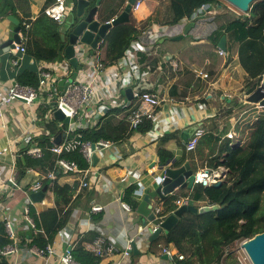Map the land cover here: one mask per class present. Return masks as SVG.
<instances>
[{
  "label": "crops",
  "instance_id": "obj_1",
  "mask_svg": "<svg viewBox=\"0 0 264 264\" xmlns=\"http://www.w3.org/2000/svg\"><path fill=\"white\" fill-rule=\"evenodd\" d=\"M26 1L28 5L25 11L31 14V20L34 22L44 10L48 0ZM160 1L164 0H141L139 8L131 11V16L136 22L141 21ZM126 2L127 0H104L97 16L110 20L120 13ZM203 11L204 9L198 10L191 19H183L172 26H162L152 22L137 40L130 43L125 55L109 67H103L99 63L94 53L95 49L88 45L77 44L81 52L78 62L82 67L76 70L71 68L65 59L57 63L37 60L34 57L25 60V51H16L13 49L15 46L6 45V42L12 38L14 29L8 17L12 16L18 21L19 19L12 13L0 16V97L6 93L11 83L19 82L18 78L22 73L30 71L36 73L38 81L42 70L51 71L52 77L48 80V86L53 92L50 98L46 93H42L31 104L12 101L4 107V116L0 119V220L4 222V229L5 222L7 220L11 222L18 246L16 252L7 255L9 264H62L61 257L69 247L71 249L70 244L89 233H92L93 240L85 243L86 250L94 241H101L103 246L111 243L116 249L112 255L100 258V264H109L108 262L111 261H113L111 264H179L175 261H179L176 256L170 259L163 253V248L177 252L172 246L158 245L151 251L152 241L148 238L152 233L150 229L157 222L150 223L136 213L137 207L132 209V203L137 202L138 206L143 196L148 191L154 190L159 181L157 177L164 167H176L188 162L196 172L206 170L207 168L203 166V157L210 148L209 144L202 143L203 136L212 130H215L214 135L220 138L232 136L236 116L246 107L240 103L242 109L239 110L238 106L236 111L234 107L237 104L236 89L240 85V79L237 80L234 73L243 82L246 78L236 56H232L227 61L226 54L225 58L221 56L219 54L221 49L216 45L217 54L222 58L221 63L205 69V65L210 61L203 58L199 62L186 55L188 45L194 46L198 41H189V44L184 45L178 42L180 39H172L181 34L189 23H193V26L187 34L193 31L200 32L199 29L204 28L202 27L205 17L202 15ZM21 12L22 10L18 11L19 15ZM66 17L65 15L64 20L58 22L61 33L66 29L64 23L68 20ZM177 26L179 28H176ZM170 29L171 32L167 33ZM18 34L22 42L23 34L21 31ZM37 37L41 40L40 35ZM183 37L182 40L188 39ZM201 41L211 44L209 39H201ZM99 45L100 40L97 48ZM135 45L146 47V50L137 51L133 48ZM65 46L67 40L63 47ZM141 54L146 56L145 63H140ZM81 56L87 57L88 62H83ZM99 64L100 72L91 70V67ZM132 66H138L139 69L149 66L151 69L145 90L158 97L155 116L141 123V130L135 129L125 140L111 143L108 147L92 149L84 179L87 185H82L79 174L62 172L57 179L58 184H68L74 188L70 198L71 212L64 227L55 234L49 244L53 253L46 258L38 257L31 251L36 247L27 246L31 240L28 238L30 234L35 235L38 230L36 227L33 230L25 219V209L32 207L35 213H39L53 207L54 195L46 190L40 201H32L30 194L36 192L33 186L36 184L34 181L37 173L31 168H25L24 173L19 174L18 160H22L24 154L31 156L28 150L37 147L36 138L49 135L50 131L46 123L53 118L51 102L57 94V84L60 79H70L74 71L77 73L76 78L81 81L90 80L95 74L102 79L112 72L126 74ZM199 72L208 75L201 77ZM119 84L116 82L102 89L98 101L82 108L79 111L80 119L75 118L73 123H65L66 126L51 135V141L56 144L54 138L63 132L65 135L61 143L56 144L62 147L69 134L80 125L89 128L108 125L115 128L122 121L128 122L126 118L137 103L132 97L129 100L125 95V90L131 89L132 83L124 87ZM147 123L152 124L151 128H146ZM190 126H197L196 132L201 135L194 150L188 151L186 142L181 139V132ZM161 150L170 153L164 163L160 161ZM179 158L182 159L178 161ZM223 172L225 173L226 169L219 167L210 174ZM192 190H176L166 198L175 195L177 200H182L189 196ZM176 201L177 208L179 205ZM162 202L163 200L159 198L153 199L151 211L156 213ZM122 203L127 204L130 210L124 209ZM96 205L101 206V210L94 212L92 207ZM28 217L32 219L29 213ZM22 235L24 242L19 243ZM128 244L131 247L132 244L135 245L136 253L130 251L123 257L122 252ZM195 264L198 262L195 261Z\"/></svg>",
  "mask_w": 264,
  "mask_h": 264
},
{
  "label": "trees",
  "instance_id": "obj_2",
  "mask_svg": "<svg viewBox=\"0 0 264 264\" xmlns=\"http://www.w3.org/2000/svg\"><path fill=\"white\" fill-rule=\"evenodd\" d=\"M54 1L48 0L45 7ZM27 5L26 0H0V16L12 13L19 19L20 31L24 37L21 44L25 47V60L34 57L37 60L57 63L64 45L60 37V25L43 11L33 22L31 14L25 11ZM219 5L220 0L160 1L141 21L136 22L130 14L129 22L112 27L106 36L100 39V45L94 53L103 67L112 66L124 56L130 43L137 40L152 22L172 26L183 19H191L204 7L210 9ZM19 10H22L20 15ZM247 13L243 18L226 16L227 19L217 24L208 39L216 46L219 38L225 36L224 52L227 61L233 55L237 57L247 81L244 93L250 94L260 85L264 75V0L250 3ZM37 35H40L41 40ZM233 47L235 51L232 50ZM145 60L146 56L141 54L140 63H145ZM18 79V83L23 85L34 88L38 85V78L33 71L22 73ZM146 120L148 119L143 122ZM140 124L137 126L139 130ZM146 125L148 129L152 124ZM63 126L66 124L50 118L46 123L49 135L39 136L35 140L42 155L31 157L24 154L23 159L18 160L19 174H23L25 168L33 169L37 173L34 182H40L41 188L47 186V191L54 195L53 207L39 213H35L32 207L28 208L29 216L38 232L35 235L30 234L28 238L31 240L27 246H35L38 249H44L51 244L55 234L66 224L71 212L70 198L74 188L68 184H58L57 179L62 175L58 159L75 161L81 169H86L89 163L81 153L82 143L88 141L94 144L100 139L118 143L128 138L135 130L127 121H122L115 128L108 125L94 128L80 125L69 134L61 152L57 154L51 150L55 145L51 141V135L59 132ZM214 131L203 136L204 142L209 144L210 148L203 157V166L209 173L224 167L225 176L219 186L197 184L190 192L188 203L196 207L213 204L224 207L201 214L187 210L167 233L161 234L151 242V251L158 245L172 246L183 255L182 260H175L179 264H195V261L198 264H237L239 260L233 252L235 242L264 231V106L247 104L239 111L232 136L220 138L214 135ZM169 156L168 151H160L161 162L164 163ZM49 173H53L52 178L48 177ZM177 199V196L172 195L163 200L156 210L157 223L176 210ZM132 207L135 209L137 202H133ZM91 234L70 244V254L77 264L101 262L85 248V243L93 240ZM10 242L4 222L0 220V248ZM23 242L22 235L19 243ZM0 264H9L8 256L0 255Z\"/></svg>",
  "mask_w": 264,
  "mask_h": 264
},
{
  "label": "built area",
  "instance_id": "obj_3",
  "mask_svg": "<svg viewBox=\"0 0 264 264\" xmlns=\"http://www.w3.org/2000/svg\"><path fill=\"white\" fill-rule=\"evenodd\" d=\"M141 4V0H137L135 4L132 6V10H137ZM44 14L51 18L53 21L61 22L64 20V17L67 13L65 0H55L53 4L47 6L43 10ZM134 49L145 51L146 47L135 45ZM16 51H25V47L23 44H15L13 48ZM126 52V51H125ZM219 54L224 56L225 52L223 50H219ZM81 52L78 50V45H75V56L79 58ZM125 55V53H124ZM81 60L84 62L87 61V57L81 56ZM92 71L100 72L101 67L97 65L96 67H91ZM151 69L149 66L145 68L139 69L138 66H132L126 74H120L118 72H112L110 74H106L102 79L95 74L92 79L81 81L76 77L74 79H68V86L63 91L62 94H58L55 105L52 106L51 113L55 109H59L65 117L68 118H77L80 119L79 111L88 105L91 102H97L99 98V93L102 89L112 86L114 83L118 82L121 87L127 86L129 83H132V98L136 101L137 106L129 113L127 116V120L130 123V126L133 129H136L137 126L143 122L145 119H153L155 116V106L158 104L159 100L156 94L148 92L145 90L147 87V78L149 76ZM201 77H207V73L199 72ZM52 77L51 71L42 70L40 73V78L38 81V87L34 88L28 85H23L18 82L11 83L7 89L6 93L0 97V119L3 118V109L5 106L10 104L14 100L24 101L28 104L33 103L36 98L42 93H46L49 98L53 95L52 90L48 86V80ZM200 133L195 132L189 142L186 143V149L188 151L194 150L196 147L198 140L200 138ZM111 143L106 140H98L96 143L91 144L90 142H84L81 145V153L86 161L89 163L90 156L93 152L92 145H94V149L108 147ZM61 145H54L51 150L54 153L59 154L61 152ZM28 154L33 157H40L42 155V151L39 147H33L28 150ZM59 169L63 173H73L79 174L82 178V185H87V182L84 181L87 175L88 169H81L79 165L75 161H71L65 158H59L58 161ZM225 173H217L210 174L206 170H201L195 172L194 174V184H203L209 185L212 182L223 179ZM49 178L53 177V173L48 174ZM11 183H14L13 180H10ZM41 189V183L36 182L33 186L34 191H38ZM189 196L184 197L182 200H177V205H182L188 203ZM122 207L126 210H130V207L122 203ZM101 210V206H93L92 211ZM25 219L28 221L30 227L35 230V224L32 219L28 217V209H25ZM157 227V223L152 226L150 229L151 232L155 230ZM5 230L6 233L11 240L10 243L6 244L4 247L0 248V255L7 256L11 255L17 251V237L13 230L12 224L9 220L5 222ZM246 240V239H243ZM242 241V240H241ZM244 242V241H243ZM242 245V244H241ZM87 249L92 252V254L97 258H103L104 256L112 255L116 252L113 244L108 243L106 246H103L101 241H94L92 244L87 246ZM31 251L36 254L38 257L46 258L53 253V249L50 245H47L44 249L33 248ZM131 251V246L128 244L124 251L122 252V256H127ZM163 253L166 254L170 259H173L176 256L179 260L183 259V255L174 252L169 248H163ZM62 264H76L74 259L70 254V250H66L61 257Z\"/></svg>",
  "mask_w": 264,
  "mask_h": 264
},
{
  "label": "water",
  "instance_id": "obj_4",
  "mask_svg": "<svg viewBox=\"0 0 264 264\" xmlns=\"http://www.w3.org/2000/svg\"><path fill=\"white\" fill-rule=\"evenodd\" d=\"M104 0H65L66 6V16L68 20H66L65 26L66 29L64 32L60 34L62 43L64 44L67 40V46L63 47V54L59 56L58 62H62L64 59L73 69H80L82 65L78 62L77 56H75V45L84 44L88 45L92 49H96L100 39H103L108 31L122 23H127L130 20V14L132 11V6L135 4L137 0H127L125 6L122 8L120 13L112 17L110 20L106 17L97 16L98 10L102 5ZM238 8L243 12H247L249 9L250 3L256 0H225ZM66 17V18H67ZM65 18V17H64ZM8 19L14 25L13 35L10 38L6 45H10L14 47L15 44H20L21 39L19 37L20 25L19 21L12 16H9ZM193 26V23L187 24L184 28L183 32L175 37L173 40L181 39L185 36L189 29ZM64 46V45H63ZM217 47L221 50H225L226 48V38L222 35L218 42ZM76 71L73 72L70 79H74L76 77ZM264 77V75H263ZM68 81L66 78H62L58 81L57 84V94L54 96V101L51 102V105H55V100L59 94H62L63 91L68 86ZM54 87H52L53 89ZM126 97L131 100L132 91L130 88L125 90ZM245 102L253 105H257L259 107L264 106V81L261 82L259 86L255 88L248 96L245 98ZM52 117L58 122L63 123H73V118H68L63 115V113L59 109H55L52 112ZM197 131V126H190L184 129L181 132V139L184 142H189L192 136ZM64 133H59L54 138V142L56 144L61 143L62 137H64ZM94 149V145L91 146ZM95 159V156H93ZM208 172V170H206ZM195 170L190 166L188 162H184L183 164L176 167H164L162 172L157 179L159 180L157 186L154 190L148 191L142 198L141 202L138 204L136 208V213L141 215L148 222L152 223L157 220V215L155 212L151 211L152 209V200L159 198V200L166 199V196L172 194L176 190L189 189L192 190L195 186L194 184V174ZM223 179H218L211 183L213 186H219L222 183ZM47 190V186H43L40 190L33 192L30 194V198L32 201H40L45 192ZM224 207L220 204L213 205H205L201 207H196L192 204L185 203L176 208V210L162 219L157 223V227L154 231L149 235L148 240H155L161 233H167L178 221L179 217L185 211H193L199 214L205 212L216 211ZM242 249L244 250L246 256L248 257L251 264H264V231L256 233L252 237L244 240L242 242ZM70 250V247L69 249ZM131 252L136 253L135 245L132 244Z\"/></svg>",
  "mask_w": 264,
  "mask_h": 264
},
{
  "label": "rangeland",
  "instance_id": "obj_5",
  "mask_svg": "<svg viewBox=\"0 0 264 264\" xmlns=\"http://www.w3.org/2000/svg\"><path fill=\"white\" fill-rule=\"evenodd\" d=\"M204 11L202 13L204 17L203 21H202V27H204L203 29H199L200 32L197 31H193L192 33L190 32L189 34H186L183 38H188V39H180L178 42H180L181 44H189V41H198L194 46H189L188 45V49L186 51V55L189 57H192L193 60L195 61H199L200 59H207L208 61H210L209 64L205 65V69L209 68V67H215L217 65H219L221 63L222 58L217 54V49L216 46L212 45V44H207V43H203L202 40L208 39L207 36L209 35V33L214 30V28L217 26V24L225 21L227 18L226 16L232 17V16H239L242 17L248 15L247 12H243L241 10H239L238 8H236L235 6H233L232 4H230L229 2L225 1V0H220V5L218 7H212L210 9H207L206 7L203 8ZM176 28H179L178 26ZM174 28V29H176ZM172 29H170L167 33H170ZM196 33V34H195ZM233 51H235L234 47L232 48ZM222 56V55H221ZM235 56V55H233ZM224 57V56H223ZM225 58V57H224ZM232 65V64H231ZM231 69H233V67H231ZM235 77L237 80H239L240 85L237 87L236 92H237V97L235 99V102H237V104L234 106L236 108L237 111V107L239 105L240 108H238L239 110L242 109V106H245L249 103L245 102V98L246 96H248V94L244 93V89H246V78L244 79V82L241 80L240 77H238L235 73H234ZM264 81V77L261 80V82ZM261 84V83H260ZM242 105H240V104ZM253 105V104H252ZM204 142V140H202V143ZM244 240H239L236 241L233 247V252L236 254L237 258H238V263L237 264H251V262L249 261L248 257L246 256L244 250L242 249V242Z\"/></svg>",
  "mask_w": 264,
  "mask_h": 264
}]
</instances>
